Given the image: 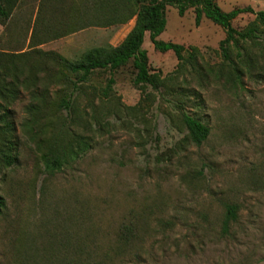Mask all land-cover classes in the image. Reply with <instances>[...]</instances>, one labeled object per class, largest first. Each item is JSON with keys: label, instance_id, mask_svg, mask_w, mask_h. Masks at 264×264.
Here are the masks:
<instances>
[{"label": "rangeland", "instance_id": "374dc122", "mask_svg": "<svg viewBox=\"0 0 264 264\" xmlns=\"http://www.w3.org/2000/svg\"><path fill=\"white\" fill-rule=\"evenodd\" d=\"M116 1L20 0L0 24V54L26 53L18 66L48 63L57 73L46 53L76 61L122 41L135 18L109 25L126 14H114ZM217 5L224 12L264 10V0ZM254 20L244 14L233 26L243 30ZM225 38L210 20L197 26L193 10L182 17L168 6L159 40L184 45L185 62L179 65L174 52L156 51L148 34L143 48L151 73L163 81L159 89L136 87L128 65L96 72L71 114L55 106L45 110L59 119L56 129L65 126L63 145L77 150L79 142L87 144L55 174L42 158L47 146L38 143L53 127L30 123L28 108L46 88L52 104L69 90L41 69L36 87L20 86L8 107L17 162L0 173L6 201L0 264H264V50L242 42L240 58L232 45L229 65L220 48ZM28 76L25 71L21 80ZM110 78L115 84L107 97ZM183 113L209 127L202 145L188 138ZM229 205L238 207V217L225 228Z\"/></svg>", "mask_w": 264, "mask_h": 264}, {"label": "trees", "instance_id": "16d2710c", "mask_svg": "<svg viewBox=\"0 0 264 264\" xmlns=\"http://www.w3.org/2000/svg\"><path fill=\"white\" fill-rule=\"evenodd\" d=\"M117 1L120 6L119 9L115 10L114 14H126L122 15V18L118 21L114 19L109 25L127 24L135 18L132 30L117 46L91 49L76 61H70L56 53H46V60L57 64L59 69L57 73L53 72L48 63L31 64L25 69L18 66L17 61L25 57L26 53L0 54V98L4 102L0 103V110H3V114L0 115V173L3 168L12 167L17 162V156L14 153L17 144L13 140L15 137V126L10 121L12 113L8 107L17 99L20 86L27 89V85L35 87L38 85V69L42 70L46 79L63 82L69 90L62 99L52 104L48 100L49 90L46 88L43 93H40L43 96L40 97L42 99L28 108V113L31 117L30 123L33 122L40 129L53 127L52 129L54 130L50 137L47 139L42 138L40 139L42 141L38 142L40 146L41 144L47 146V151L43 153L42 158L49 174L62 171L67 164L76 160L87 150V144L79 142L77 150L74 149V145H63L62 141L66 138V134L63 131L65 126L62 125L60 129H56V125H60L58 123L60 122L59 119L55 120V115L47 116V111L45 110L55 106L57 111H66L71 114L77 94L84 92L85 84L89 83L96 72L109 70L114 73L128 65H131L136 73L134 79L136 87L140 90H144L149 86L155 90L159 89L163 85V81L159 75L151 73L148 52L143 48L146 35L149 34L156 51L161 53L174 52L179 65L185 62L184 52L186 49L184 45L159 40L160 35L164 33L167 27L168 6L176 7L182 17L187 11L193 10L197 26L202 23L203 19H207L222 27L225 30L226 38L221 41L220 48L225 62L230 63L229 65L233 63L230 51L232 45L239 49L238 57L240 58L243 56L241 51L244 46L241 48L240 45L242 42L252 43L264 50V10L256 12L252 7H246L224 12L217 5V0H137L135 3L132 0ZM19 2L20 0H0L1 25H6L12 18ZM132 3L138 5L137 8L139 9L135 12L133 11ZM123 8L124 10H122ZM244 14H254L255 20L245 29L237 30L233 26V22ZM196 52L197 50L195 49ZM195 53L191 54L190 59L194 60L196 58ZM25 71L29 72V76L21 80V74H24ZM235 71L237 72L238 69H235ZM7 77H11L12 80L7 82ZM114 84L115 79L110 78L107 87L104 89L105 96L108 97L110 95ZM38 91L34 93L36 97ZM183 122L188 130V138L193 144L200 146L209 137V127L199 118L183 113ZM5 208L6 201L0 195V217L4 213ZM237 211V206L229 205L227 207L225 228L228 227L231 221L237 219Z\"/></svg>", "mask_w": 264, "mask_h": 264}, {"label": "crops", "instance_id": "0c3cea01", "mask_svg": "<svg viewBox=\"0 0 264 264\" xmlns=\"http://www.w3.org/2000/svg\"><path fill=\"white\" fill-rule=\"evenodd\" d=\"M134 24H135V23H134ZM133 26H134V25H133ZM133 26H132L131 29L128 31V33L132 30ZM128 33L126 34V36L128 35ZM147 35H148V34H147ZM147 35H146V36H147ZM126 36H125V37H126ZM125 37L122 39V41L125 39ZM122 41H121V42H122ZM121 42H120V43H121ZM120 43H119V44H120ZM119 44H118V45H119ZM116 46H117V45H116Z\"/></svg>", "mask_w": 264, "mask_h": 264}]
</instances>
